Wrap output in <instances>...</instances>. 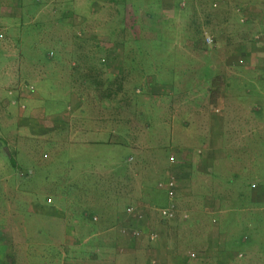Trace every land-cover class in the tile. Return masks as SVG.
<instances>
[{
	"label": "crops",
	"instance_id": "0c3cea01",
	"mask_svg": "<svg viewBox=\"0 0 264 264\" xmlns=\"http://www.w3.org/2000/svg\"><path fill=\"white\" fill-rule=\"evenodd\" d=\"M176 1L172 0L174 9L178 1L180 7L186 6ZM223 1L225 28H232L234 15L239 14L244 28L256 27V36L237 45L230 40H207L210 48L225 43L232 48L224 56L227 73L221 75L223 82L213 74L211 82L190 86L189 73L183 81L177 80V69L172 66H156L154 73H143L150 74L155 84L148 87L149 95L171 92L178 100L175 112L164 120H152V112L143 105L140 117L149 128L138 134L136 105L129 108L127 117L115 94V101L107 103L99 96L90 100L86 91L96 87L99 92L105 87L104 79L121 77L122 62L131 58L104 54L103 30L109 27L106 14L127 7L124 2L0 0V59L4 61L0 65V264H236L238 259L251 264L247 248L252 237L262 246L257 264H264V235L260 230L251 236L253 232L246 228L256 216L250 220L244 212L248 206L244 197L225 199L217 193L219 187L227 186L247 190L246 182L254 187L259 184L264 191V170L261 179L244 174L246 167L264 169V0L250 8ZM153 4L158 6L157 17L162 18L161 12L163 19L169 15V0H146L140 7L153 16ZM46 14L53 15V23L43 21ZM37 15L42 16L41 28L31 37L28 25ZM94 19L97 26L91 24ZM50 23L57 28L51 35L47 31ZM78 27L82 30L77 37ZM46 44L50 50L45 58L50 63L40 58ZM79 45L87 49L80 50ZM89 45L96 52L88 53ZM214 51L208 53L213 61L208 64L211 73L222 67L214 65L220 60L216 59L220 50ZM31 56L35 57L32 64ZM180 58L185 61L191 56ZM131 63L126 76L138 77L139 69ZM218 82L221 85L215 87ZM152 128L154 134L149 135ZM160 128L172 130L170 137L163 138ZM145 142L148 147L142 150ZM63 143L72 152L78 150L77 156L85 149L98 159L82 164L70 156L65 169H80L81 173L96 169L98 177L87 185L71 180L64 193L61 189L45 195L41 184L33 181L35 169L55 155L49 146ZM127 148L131 151L128 160L146 156L148 161H138L141 169L128 162L130 169L121 172L123 176L102 177L101 169H114L117 162L111 159ZM163 149L178 152L177 157L186 163L163 169L156 158ZM247 149L253 162H247ZM191 157L196 163H190ZM235 169L239 179L230 184L227 177ZM171 170L180 177L174 200L159 186ZM118 186L137 196L129 198L124 212L106 215L92 199L105 200V190ZM171 203H175L176 214L168 219L159 210ZM251 204L264 213V198L255 197ZM131 205L144 210L143 219L127 213ZM135 227L142 229L141 235L132 234Z\"/></svg>",
	"mask_w": 264,
	"mask_h": 264
},
{
	"label": "rangeland",
	"instance_id": "374dc122",
	"mask_svg": "<svg viewBox=\"0 0 264 264\" xmlns=\"http://www.w3.org/2000/svg\"><path fill=\"white\" fill-rule=\"evenodd\" d=\"M117 1L120 2V4L124 2L127 7L116 8L115 11H110V13L108 12L106 14V22L109 27H106L103 30L105 31L104 39L106 40L104 54L109 55L116 53L122 55L123 58L126 57L125 59L130 56L131 58L128 59L129 63L127 61L122 62L121 77L104 79L105 87L100 88L99 92L96 87H93L91 89L89 88L86 91L88 92L90 100L94 99V97L96 96H99L100 99L107 101V103H112L113 101H115V99H118L119 103H121L122 105L123 110L126 108V110H124V114L127 115V117H129V108L132 107L133 104L136 105V107L139 109L137 114V119H139L138 129L135 128L138 134L147 133L146 130L149 128L148 125H143L144 119L140 117L141 113H143L144 115V111L142 110L143 105L149 107V112H152V120H164L169 117V112H175L174 109L176 108L178 100L177 94H172L171 92L164 94L159 92L155 93L154 95L150 93L151 95H149L148 87L150 85H155L153 84V79L150 75L155 72V69H153L154 67L172 66L177 69L176 79L180 80L182 78V81L184 75L186 76L189 73L190 76L189 78H187L191 80L188 83V85L190 86H200L203 82L209 83L213 79L214 75L215 77H217L218 80L223 82V78H221V75L227 73V70L225 68L226 58L224 56L225 53L231 52L232 48L226 43L218 47H215V45L213 46L211 44L212 47L210 48V44L208 41H215V39H219L221 41L230 40L232 41V44L237 45V43H239L245 38L252 39V37H255V34H257L258 32L257 29H255L256 27L252 28L250 25L247 28H244L243 23L240 21L241 15L239 14L234 15L233 27L226 29L225 22L227 20L225 19V8L223 6L226 3L223 0H182L186 2V6L184 7H180V1L177 0L178 7L176 9L172 7V0H169V15H167L164 19V15L162 14V12L159 15L162 18L160 19V17H157L156 8H158V6L156 4L152 5V7L154 8L153 10H155L153 16L152 14L147 15L146 13H144L148 10L144 8L141 9L140 5H146V0ZM148 1L158 2V0ZM231 1L233 3V6H247L248 8L257 6V0ZM137 2H140L141 4L136 5ZM126 3L131 4L132 8L134 9L131 10V8L128 7L129 5H127ZM185 8L187 9V11L183 12ZM41 17L42 16L37 15L36 19H34L33 22L31 21V24L28 25V27L32 28L31 37L35 36V30L41 28ZM53 20V15L46 14L43 21H46V23H53ZM52 23H50L51 26L48 27L47 30L50 35L53 30L57 29L56 26ZM91 24L93 26H97V20H92ZM168 26L169 29L167 28ZM81 30L82 29L79 27L75 29V36L78 37V33H80ZM64 34H66V32H64ZM28 35L29 32H27V36ZM49 48L50 47L47 44L43 46V55L40 56L41 59L43 57L45 58L46 54H49L47 53V50H50ZM64 48L65 46L60 49V51L64 50ZM79 48L80 50L83 48L87 49V47L82 46H80ZM214 49H216V51L214 52L220 50L219 56H217L216 58L217 60H220L215 61L214 65H221L222 67H217L218 72L216 71V73H211V71H209L208 69V64H213V61L210 60V57L208 55ZM92 52H96L95 47L89 45L88 53ZM101 52L103 51L101 50ZM61 54V52L57 53L54 58L58 57ZM183 54L190 55L191 59L187 60L186 58L184 59L185 61H180V57ZM203 54L205 55V57L201 59L200 55ZM34 58L35 57L31 56L30 64L34 63L32 62ZM161 58H164L166 61L161 60ZM131 59H133L132 63L130 62ZM134 60L138 61L135 62ZM44 62L50 63L49 60H47L46 58ZM130 63L132 66L136 65L137 69H139L137 71V74L139 75L138 77L126 76V74H128L126 70L130 68L128 67ZM1 64H4V61H2V59H0V65ZM146 72L150 74L143 75V73ZM219 85L221 84L218 82L215 87ZM103 89L105 91L104 95ZM114 94L116 97L114 96ZM155 108L157 110H155L154 112ZM131 115H133V113ZM152 116L154 117V119ZM152 129L153 130L149 135L154 134V128ZM160 132L163 138H169L172 133V130L171 133H169L165 131L164 128H160ZM146 146L148 147L147 142H145L143 146H141V148H143L142 150L147 149ZM48 149L51 155H55H53L52 159L50 160H43L42 164L36 167V173L33 175V177H35L33 181H35V183L41 184L42 188H44L42 192L45 193V195H54L57 192L60 193L59 190L68 188L69 181L71 180L74 181V183L77 185H87L89 184L90 180L97 179L98 175L96 174L98 173V171L96 169H85L84 173H81L80 169H65V167H67V161L71 159L70 156H73L76 161L81 162L82 164H85L88 159L93 162L98 161L97 157L92 156V154L88 153V151H85V149H81L80 156H77L78 150L72 152L71 147L67 148L65 143L61 145L56 144V146H49ZM129 150V148H127L126 150H121V153H119V155L112 158L111 160H115L117 162L116 166H114V169H101V172H103V175L101 176L104 177L106 180L111 179V176L106 174H112V177L119 174H122L121 176H123V173L126 172V169H130L127 167L128 162H130L132 165L137 163L135 167H137V169H141L138 166V161L140 160L142 162L141 164H145L146 161H148L146 159L147 157L142 156V158L138 159L136 156L137 160H128V155L131 153V151ZM161 154L165 155L162 156ZM172 154L176 156V162L174 163H172L170 160ZM245 155L248 159L247 162H253V159L250 156V150H245ZM177 156H179L178 152L170 153V150L168 151L167 149H163L160 151V156H157L156 158L157 160L162 161L163 169H167V167L168 169H177L178 166L186 163L185 159L182 156ZM190 159L193 158L191 157ZM157 160H155L154 162H156ZM194 162L196 163L195 159L190 161V163L193 164ZM190 163L188 164L192 166ZM189 169H191V167H189ZM237 170L238 169L233 170V172H231L230 175L227 177L228 182L230 184H235V182H238L239 178L236 180ZM259 170L257 171V169H252V167L251 169H247L246 167V169H244V174H250L248 175V178L261 179V175L263 174L262 170L264 169ZM229 177H232V182L229 181ZM119 183H122V181H120ZM253 184L254 183L250 184L249 186V183L246 182L247 190H243L239 187H219L217 189V193H219V195L225 199H236L243 196L245 202L248 204V206L244 207V212L249 216L250 220L253 215L256 216L255 218H253V221L251 220L248 223L249 227L246 228H249L250 231L253 232L250 234L251 236L252 234L254 235V233L259 235L260 230H262V234L264 235V213H262L261 211L257 212L258 210H256V208L253 207V205L251 204L255 197L264 198V191L262 190V188H260L259 184L257 185L259 187H254ZM64 192L65 191L63 190V193ZM105 196V200L99 201L97 197L93 198L92 200L95 204L101 207V209L106 215L112 216L114 214L116 215L118 213L120 214L124 212L126 206L128 205V203H130V201H128L129 198H135L137 195L127 190L124 186L122 188L118 186L117 188L110 187L108 190L106 189ZM110 198L112 199V203H116L115 206H112L109 203ZM260 206L262 207L263 204H261ZM92 216L93 215H91V217ZM234 223L235 220H233L232 224ZM251 241L252 242L250 246L247 248V253L249 254L250 263L257 264L258 260H256V258L261 256L257 253H259L258 250L260 248L262 249V246L259 245L257 238L252 237ZM236 264H241L240 259H238V262Z\"/></svg>",
	"mask_w": 264,
	"mask_h": 264
},
{
	"label": "built area",
	"instance_id": "2783aa9c",
	"mask_svg": "<svg viewBox=\"0 0 264 264\" xmlns=\"http://www.w3.org/2000/svg\"><path fill=\"white\" fill-rule=\"evenodd\" d=\"M170 160L172 163L176 162V156L174 154L171 155ZM179 179L180 177L176 174V172H169V175L166 177V179H164L163 181L159 182V186L161 188H163L168 197L171 200H174L177 197L178 194V188H179ZM258 185V184H256ZM160 214L168 219H172L175 217L176 214V207H175V203H171L169 206L164 207L162 209L159 210ZM127 213H129L130 216H137L140 219L144 218V210L142 208L136 207L134 205H131L128 207L127 209ZM97 217H94V219L96 220ZM132 234L135 236H139L142 234V229L135 227L132 230ZM152 237H156V234H153ZM191 256H194L195 253L191 252L190 253Z\"/></svg>",
	"mask_w": 264,
	"mask_h": 264
}]
</instances>
